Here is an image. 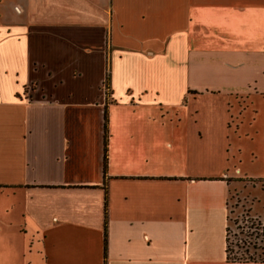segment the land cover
<instances>
[{
  "label": "crops",
  "instance_id": "obj_1",
  "mask_svg": "<svg viewBox=\"0 0 264 264\" xmlns=\"http://www.w3.org/2000/svg\"><path fill=\"white\" fill-rule=\"evenodd\" d=\"M27 1L0 16V237L17 244L0 259L264 264L227 253L264 0Z\"/></svg>",
  "mask_w": 264,
  "mask_h": 264
},
{
  "label": "rangeland",
  "instance_id": "obj_2",
  "mask_svg": "<svg viewBox=\"0 0 264 264\" xmlns=\"http://www.w3.org/2000/svg\"><path fill=\"white\" fill-rule=\"evenodd\" d=\"M15 5L26 8L28 1L0 0V16L15 13ZM32 5L46 8V0H34ZM244 108L232 125L233 150L240 149L242 154H230L231 165L240 170L244 183L236 186L229 202V254L231 259L264 261V221L254 219L246 209L247 205L257 213L264 209V103L252 98ZM15 246L7 237H0V249ZM3 261L0 264H7Z\"/></svg>",
  "mask_w": 264,
  "mask_h": 264
},
{
  "label": "trees",
  "instance_id": "obj_3",
  "mask_svg": "<svg viewBox=\"0 0 264 264\" xmlns=\"http://www.w3.org/2000/svg\"><path fill=\"white\" fill-rule=\"evenodd\" d=\"M107 123H108V118L106 115V124H105V148H104V176L106 178L107 175V168H108V130H107ZM107 197H106V208H107ZM106 220H107V213H106ZM106 227H107V221ZM107 245V235H106V240H105V246ZM229 236H228V248H227V253H228V260L232 262H255L256 260L254 259H231L230 254H229Z\"/></svg>",
  "mask_w": 264,
  "mask_h": 264
}]
</instances>
